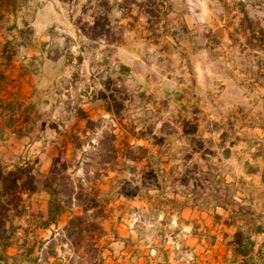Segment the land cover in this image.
<instances>
[{"label":"rangeland","instance_id":"rangeland-1","mask_svg":"<svg viewBox=\"0 0 264 264\" xmlns=\"http://www.w3.org/2000/svg\"><path fill=\"white\" fill-rule=\"evenodd\" d=\"M0 70L33 120L17 138L0 117V159L44 174L63 151L78 163L74 178L107 191V264L243 262L231 235L264 228V0H0ZM85 114L95 121L86 131ZM111 132L120 155L106 166L116 170L98 146ZM73 134L82 147L65 143ZM128 144L141 159L121 156ZM142 178L154 187L116 192ZM47 198L27 199L38 212ZM253 237L264 254V231ZM117 238L126 246L109 245ZM64 246L58 256L72 252Z\"/></svg>","mask_w":264,"mask_h":264},{"label":"trees","instance_id":"trees-1","mask_svg":"<svg viewBox=\"0 0 264 264\" xmlns=\"http://www.w3.org/2000/svg\"><path fill=\"white\" fill-rule=\"evenodd\" d=\"M96 27L98 24L95 22L91 28ZM4 53L3 50L2 55ZM5 79H9V74L0 70V81ZM103 95L107 102L106 110L116 113V109L111 106V102L116 101V98L113 95L106 96L105 93ZM0 117L2 127L8 128L17 138L32 130L31 111L27 107L23 108L17 91L8 89L6 84H0ZM83 117L86 119L84 131L92 129L95 121L87 114ZM70 137L65 143H71L73 149L83 146L79 135L73 134ZM117 137V133L111 132L109 142L106 143L105 137L99 139L98 146L107 150L103 161L106 170H116L115 165H106L119 158ZM126 147L125 152L121 153L123 158L141 159L131 153L129 144ZM77 165L78 163H73L70 158L64 157L63 151L53 158L49 171L44 174H40L31 161L9 165L0 159V264H73L76 256L81 261L85 257V262L89 264H107L102 254L104 246L99 241L104 234L102 221L107 216V191L94 180L85 177L74 178L71 168ZM146 173L158 180L156 169L152 168ZM146 184L144 178L136 185L131 179H124L116 192L124 197H134L138 195L140 188L154 187ZM40 191L48 195L47 207L44 211L35 212L27 198ZM67 213L68 218L60 227L59 222ZM232 223L234 222L227 224ZM263 231V226L259 224L247 229L238 228L231 235L227 247L232 249L234 256L243 259L241 264H259V260L264 261L262 247L257 251V256L254 253L256 240L253 237V234ZM40 232L45 235H40ZM64 244H67L72 252L67 256H58L57 246H60L61 251H65ZM82 249L83 254L80 253ZM50 257L54 258L52 263L49 262ZM64 260H68L67 263Z\"/></svg>","mask_w":264,"mask_h":264},{"label":"crops","instance_id":"crops-1","mask_svg":"<svg viewBox=\"0 0 264 264\" xmlns=\"http://www.w3.org/2000/svg\"><path fill=\"white\" fill-rule=\"evenodd\" d=\"M5 129V131L7 130V131H10L8 128H4ZM11 132V131H10ZM193 212H194V209L193 208H189V207H185L184 209H183V213H187V214H191L192 215V217H193ZM126 240L127 239H120V238H117L116 239V241H111V242H109V245H115V244H117V245H119V246H121V247H125L126 246ZM230 250V249H229ZM228 250V251H229ZM231 251V250H230ZM259 261H261V260H259ZM258 261V262H259ZM111 264H123L121 261H120V259H117V260H115V261H113ZM245 264H247V263H245ZM259 264H264V261H262V263H259Z\"/></svg>","mask_w":264,"mask_h":264}]
</instances>
